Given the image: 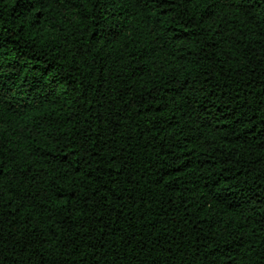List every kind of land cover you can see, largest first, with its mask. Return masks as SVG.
Returning <instances> with one entry per match:
<instances>
[{
	"label": "trees",
	"instance_id": "1",
	"mask_svg": "<svg viewBox=\"0 0 264 264\" xmlns=\"http://www.w3.org/2000/svg\"><path fill=\"white\" fill-rule=\"evenodd\" d=\"M0 264H264V0H0Z\"/></svg>",
	"mask_w": 264,
	"mask_h": 264
}]
</instances>
